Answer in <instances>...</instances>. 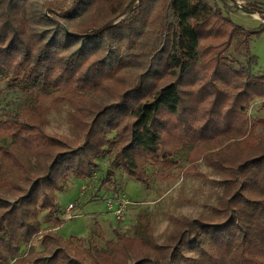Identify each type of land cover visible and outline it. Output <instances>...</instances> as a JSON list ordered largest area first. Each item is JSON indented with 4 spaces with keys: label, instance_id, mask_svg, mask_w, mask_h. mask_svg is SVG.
I'll use <instances>...</instances> for the list:
<instances>
[{
    "label": "trees",
    "instance_id": "1",
    "mask_svg": "<svg viewBox=\"0 0 264 264\" xmlns=\"http://www.w3.org/2000/svg\"><path fill=\"white\" fill-rule=\"evenodd\" d=\"M263 30L235 23L210 0H0V76L54 106L71 104L76 130L74 140L47 134L40 109L0 119V138L13 140L0 144V169L17 174L0 175V264H179L183 246L198 254L186 264H264V129L255 132L264 116L248 117L264 102L250 52ZM181 150L223 180L215 220L172 216L162 244L142 225L87 257L51 231L64 223L58 192L71 176L91 178L99 158L114 153L147 183L150 162L165 178ZM39 236L43 249L34 252Z\"/></svg>",
    "mask_w": 264,
    "mask_h": 264
},
{
    "label": "rangeland",
    "instance_id": "2",
    "mask_svg": "<svg viewBox=\"0 0 264 264\" xmlns=\"http://www.w3.org/2000/svg\"><path fill=\"white\" fill-rule=\"evenodd\" d=\"M60 7L70 4L72 0H52ZM212 5L221 7L235 23L250 30H258L264 25V0H210ZM242 6L240 8L239 6ZM130 11L125 16L129 15ZM123 18V17H122ZM238 40V39H237ZM236 40V42H237ZM252 70L255 74H264V30L252 36L250 42ZM231 55L247 62L245 51L231 50ZM40 109L44 112V130L51 136L69 140L75 139V127L69 114L73 107L69 103L54 106L48 96L39 91L25 92L11 87L9 81L0 76V119L18 118ZM257 116H264V102L255 101L248 117L254 121ZM258 126L255 132L263 131ZM114 137V134L110 136ZM11 138H0V144L8 146ZM114 153L98 159V168L91 178L80 179L71 176L68 187L58 192L60 210L57 216L64 221L59 228L52 232L67 240L72 238V254L82 252L89 256L93 247L105 248L107 242L115 240L117 232L134 236L142 225H150L158 244L164 243L169 232L173 229L172 216H187L189 218L205 217L215 220L213 212L223 191V180L205 161L199 160L191 165L187 160V152L181 150L172 157L177 163L173 170L166 169L165 178L158 176L152 162L147 166L148 182L142 183L114 163ZM159 168V167H158ZM161 169H164L160 167ZM159 168V169H160ZM160 169V170H161ZM111 170L108 182L107 172ZM17 175L11 167L0 169V175ZM122 199L130 203L122 219H117L112 211L106 208V202L112 201L117 207ZM70 204L74 209L68 211ZM47 211H42L40 220L43 228L52 227L46 222ZM49 229V228H48ZM34 252H40L42 237L34 242ZM30 246L23 245L21 255L30 252ZM179 264H186V258L198 256L192 247L183 246ZM89 259V258H88Z\"/></svg>",
    "mask_w": 264,
    "mask_h": 264
},
{
    "label": "built area",
    "instance_id": "3",
    "mask_svg": "<svg viewBox=\"0 0 264 264\" xmlns=\"http://www.w3.org/2000/svg\"><path fill=\"white\" fill-rule=\"evenodd\" d=\"M240 8H242V6H239ZM243 9V8H242ZM130 203L129 200L127 199H122L121 202L119 203V205H117V207H115V205L112 203V201H108L106 202V208L110 211L113 212V214L115 215V217L119 220L122 219L126 213L127 210V206ZM74 209V204H70L68 207V211H71Z\"/></svg>",
    "mask_w": 264,
    "mask_h": 264
},
{
    "label": "water",
    "instance_id": "4",
    "mask_svg": "<svg viewBox=\"0 0 264 264\" xmlns=\"http://www.w3.org/2000/svg\"><path fill=\"white\" fill-rule=\"evenodd\" d=\"M107 174H108V175L111 174V170H109V171L107 172Z\"/></svg>",
    "mask_w": 264,
    "mask_h": 264
}]
</instances>
